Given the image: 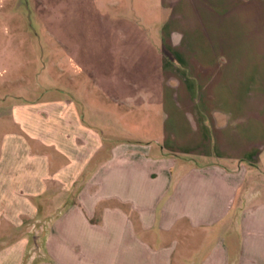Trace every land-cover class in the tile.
<instances>
[{
	"label": "crops",
	"instance_id": "1",
	"mask_svg": "<svg viewBox=\"0 0 264 264\" xmlns=\"http://www.w3.org/2000/svg\"><path fill=\"white\" fill-rule=\"evenodd\" d=\"M138 2L127 139L116 88L0 107V264H264V0Z\"/></svg>",
	"mask_w": 264,
	"mask_h": 264
},
{
	"label": "rangeland",
	"instance_id": "2",
	"mask_svg": "<svg viewBox=\"0 0 264 264\" xmlns=\"http://www.w3.org/2000/svg\"><path fill=\"white\" fill-rule=\"evenodd\" d=\"M114 2L0 0V107L10 114L13 105L50 97L92 102L98 100V87L107 93L116 88V142L127 139V126L135 119L128 107L149 100L142 94L133 103L122 90L130 81L155 91L159 82L154 60L167 51L159 44L157 30L136 29L129 22L142 15L138 0L133 5V0ZM119 12H125V24L116 19ZM112 21L127 29L106 24ZM145 34L148 45L140 43ZM82 70L95 77L83 78ZM68 73L74 76L68 78Z\"/></svg>",
	"mask_w": 264,
	"mask_h": 264
}]
</instances>
